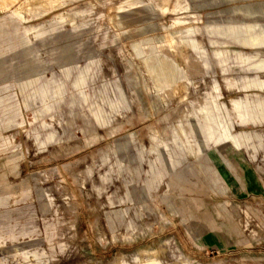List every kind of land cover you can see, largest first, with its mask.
Wrapping results in <instances>:
<instances>
[{
  "label": "rangeland",
  "instance_id": "rangeland-1",
  "mask_svg": "<svg viewBox=\"0 0 264 264\" xmlns=\"http://www.w3.org/2000/svg\"><path fill=\"white\" fill-rule=\"evenodd\" d=\"M254 21L264 0H0V264H264V48L227 34Z\"/></svg>",
  "mask_w": 264,
  "mask_h": 264
},
{
  "label": "crops",
  "instance_id": "crops-1",
  "mask_svg": "<svg viewBox=\"0 0 264 264\" xmlns=\"http://www.w3.org/2000/svg\"><path fill=\"white\" fill-rule=\"evenodd\" d=\"M261 9H263L262 7H258V6H255V7H248L247 8V12H252V11H260ZM232 23H238V22H232ZM250 23V24H249ZM249 23H246V24H249L248 25V27L246 28V32L245 31H243V32H240L239 30H237V31H233V30H229L228 31V35H230V36H233L234 38H237V42H238V44L240 45V46H242V47H248V48H250V47H252V49H255V50H260L261 48H264V46H252V45H244V44H242L241 43V41H243L244 39H247V38H249L251 35L254 37V38H260L261 39V37H263L264 36V25H262V24H260L258 21H254V22H252V23H254V25L255 26H251L252 25V23L251 22H249ZM219 25V24H218ZM217 24H216V26H218ZM229 25H231V24H228V27H229ZM221 26L222 27H227V25L226 24H221ZM256 26H259V27H261V29L262 30H260L259 32L258 31H256ZM214 33H218L217 31H216V29L214 28V31H213ZM253 33L255 34V35H253ZM246 34L248 35V36H246ZM257 35V36H256ZM232 37V38H233ZM217 56L219 57V58H224V56H221V53H218L217 54ZM26 73H28L29 72V70H26L25 71ZM32 86V83L31 82H27V83H25V84H22V87H21V90H22V92L24 93V92H26V90L27 89H29V87H31ZM45 86V88L47 89V90H52V89H50L47 85H44ZM54 91H55V93L56 92H58L59 94L61 93V91L63 90V87L62 86H56V85H54ZM31 98L30 97H25L24 98V100H25V102H28L29 100H30ZM110 105V104H109ZM110 107H112V105H110ZM117 106L114 104V102H113V110L114 111H117ZM100 111L98 110V108L97 109H94V113H99ZM253 113V115H252V117L248 120V122L247 123H249V124H253V125H255L256 124V112H252ZM7 117H8V124L9 125H11V126H21L23 123H20V122H18L17 121V118H18V112L17 111H14L13 110V112L12 113H10V114H8L7 113ZM37 118V117H36ZM79 119V117L77 116V115H73L72 116V119H73V121L75 122V120L76 119ZM84 118H86V121H87V124H85L84 126H81L80 128H78L77 129V132H78V134H85L86 133V131L85 130H88V131H91V129H92V123H91V121H90V119L85 115L84 116ZM79 122V121H78ZM6 141H7V139H5ZM214 239V238H213ZM212 239V241H214ZM231 241H232V238L230 237L229 238Z\"/></svg>",
  "mask_w": 264,
  "mask_h": 264
}]
</instances>
